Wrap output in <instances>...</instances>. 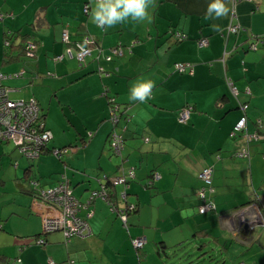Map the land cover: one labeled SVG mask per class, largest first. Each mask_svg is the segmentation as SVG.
Instances as JSON below:
<instances>
[{"label":"crops","instance_id":"1","mask_svg":"<svg viewBox=\"0 0 264 264\" xmlns=\"http://www.w3.org/2000/svg\"><path fill=\"white\" fill-rule=\"evenodd\" d=\"M91 2L0 0V74L11 76L3 81L10 98L25 92L43 110L48 97L51 105L57 97L64 109L85 110L87 123L79 139H70L47 110L43 118L52 139L28 167L13 143L0 142V264H171L175 251L196 252V245L204 264H264V0H225L229 13L215 20L205 19L212 0H156L151 23L110 29L91 22V9L84 11ZM231 23L247 32L226 37ZM213 24L222 31L212 30ZM10 34L16 44L7 52ZM250 36L261 39L256 50L249 49ZM203 38L209 44L200 47ZM26 39L37 45L32 58L18 47ZM85 39L92 54L84 65L67 56L55 61ZM117 47L122 55L108 61ZM177 63L192 65L193 75L175 73ZM141 79L154 81L152 98L132 102L130 89ZM186 106L194 110L180 124ZM124 109L113 121L112 113ZM243 117L248 133L259 136L244 158L238 153L245 140L231 136ZM114 132L125 140L119 152L108 143ZM68 146L77 151L63 158V167L52 150ZM3 161L24 171L12 192ZM207 166L214 168V193L208 196L216 209L201 214L205 185L198 174ZM62 175L84 204L78 216L89 226L70 240L61 230L44 233L49 207L30 194V180L39 188L56 187ZM102 186L107 198L92 199ZM124 193L138 207L127 225L115 210L124 206ZM141 237L146 243L137 250L133 241Z\"/></svg>","mask_w":264,"mask_h":264},{"label":"built area","instance_id":"2","mask_svg":"<svg viewBox=\"0 0 264 264\" xmlns=\"http://www.w3.org/2000/svg\"><path fill=\"white\" fill-rule=\"evenodd\" d=\"M233 4L239 3L241 0H229ZM253 1V0H247ZM88 7V6H86ZM85 7V8H86ZM85 11V9H84ZM85 13H88L85 11ZM245 29L241 25L231 23L225 30L226 37L229 36H240L242 33H246ZM179 40H184L187 37L178 34ZM64 41L71 43L68 34H64ZM252 43L249 45V49L256 50L261 39L255 36H250ZM199 46L205 47L209 44L207 39L199 40ZM5 47L11 46L10 39H6L4 42ZM37 45L33 41L26 43V56L32 58L35 56ZM123 51L120 48L111 49V55L107 57L108 61L112 60V56L122 55ZM91 40L85 39L84 42L76 41L73 46L66 49L65 55H58L55 57L56 62L63 61L64 57L67 56L70 60L76 59L81 66L85 64L86 59L91 56ZM175 72L177 73H189L193 75L194 70L192 65L187 63H177L175 65ZM18 76V75H17ZM11 78L8 75L0 74V142L13 143L18 151L27 157L28 159L34 160L39 158L48 146V143L52 139L51 132L46 128L43 110L36 100H12L9 96V89L3 85L4 80ZM232 91L237 94L236 87L232 83H229ZM246 108V107H244ZM117 108L116 110H118ZM193 107L186 106L178 114V121L180 124H187ZM123 112L112 113V119L116 123L119 122V116ZM248 120L243 117L237 124L235 132H246L245 139L247 143L255 141L259 138L257 134H249L248 131ZM112 141V148L116 152H119L124 144L123 137L121 134L114 132L110 135V142ZM149 141L148 139L146 140ZM77 151V147L68 146L63 148H55L52 150L54 156L59 159H63L69 154H73ZM240 157H249V151L247 147H244L238 153ZM213 173L212 167L202 169L198 177L204 183L205 187L199 192V196L202 200V205L199 207L201 214H207L215 211L216 207L210 199L208 194L213 195ZM119 180V181H118ZM116 183L123 182L124 180L118 179ZM35 189V201H39L49 207V212L44 218V233H52L56 231H63L67 240L72 238L84 236L89 231V226L86 220L80 218L78 213L84 207L76 197L73 195V191L69 180L65 175H62V180L58 186L49 189L47 191L40 190L38 183L34 181L32 183ZM207 191L209 193L207 194ZM97 197L107 198V190L104 186L100 190H96L92 193V199ZM122 199L125 200L124 206L120 209H115L118 213L121 221L127 225L129 217L136 212L137 206L127 202V193L121 195ZM146 238L141 237L135 239L133 244L137 250L144 247ZM50 264H55L50 261Z\"/></svg>","mask_w":264,"mask_h":264},{"label":"clouds","instance_id":"3","mask_svg":"<svg viewBox=\"0 0 264 264\" xmlns=\"http://www.w3.org/2000/svg\"><path fill=\"white\" fill-rule=\"evenodd\" d=\"M156 7V0H92L85 8L89 12L91 22L100 28H113L125 22L151 23L152 11ZM229 13L225 0H212L209 4L205 19H221ZM212 30L220 32V25L213 24ZM155 88L154 81L138 80L130 89L129 100L146 103L152 98Z\"/></svg>","mask_w":264,"mask_h":264},{"label":"rangeland","instance_id":"4","mask_svg":"<svg viewBox=\"0 0 264 264\" xmlns=\"http://www.w3.org/2000/svg\"><path fill=\"white\" fill-rule=\"evenodd\" d=\"M78 65L79 63L76 62ZM25 88V87H24ZM24 88H22L21 92L24 91ZM31 97H27L25 95V92L22 94L21 97H17V98H11L12 100H30ZM52 98V97H51ZM51 98L48 97V99H46L43 103L44 107L46 109L43 108V113L46 114L47 110H48V116L50 118V120H52V122H54L58 127H60L62 129V135L66 136L67 138L70 139H76V138H80L79 137V132L80 130L83 129V124L87 125L86 121L83 123L82 122V115H85V110H83L81 107L78 108L77 112L73 111L70 107H66L64 109L63 106L60 105L57 97H53V103L51 105ZM76 118H78V120H76ZM112 118V115H111ZM70 120H73L74 122L71 123ZM109 120H110V114H109ZM75 124V125H74ZM89 134V133H88ZM11 147H14L11 144ZM75 147V146H74ZM19 152V151H18ZM76 154V153H74ZM19 156L22 157V159L24 160V162L26 163L27 167L29 166V164H35L36 160H31L26 158L24 155H22L20 152L18 153ZM53 157H55L56 161L58 163H60L61 166L64 167L65 163L63 160L58 159L56 156H54L52 154ZM67 158V157H66ZM38 160V159H37ZM97 164H98V159H97ZM97 166V165H96ZM2 171L4 173V175L6 176V178H11V180H7L8 184L7 187L11 189L16 187L15 183H16V176H23L24 175V171L22 166L20 165V169L18 171H15V168L12 167L9 163L6 161L2 162ZM56 167V165L54 166V168ZM46 169V167H45ZM5 181V180H3ZM30 186V184H29ZM54 187H45V188H39L40 190H49L52 189ZM119 192L121 193V186L119 187ZM13 190L11 189L10 192H12ZM199 245H196V252H192L191 249L189 250L188 247L183 248V252L181 253L180 251H175V255L174 256H169L168 262H171V264H204L203 263V255L201 254V252L199 251ZM202 262V263H199ZM231 262V261H230Z\"/></svg>","mask_w":264,"mask_h":264},{"label":"trees","instance_id":"5","mask_svg":"<svg viewBox=\"0 0 264 264\" xmlns=\"http://www.w3.org/2000/svg\"><path fill=\"white\" fill-rule=\"evenodd\" d=\"M10 39V41H11V46L10 47H5V49H6V51L7 52H9V50H10V48L11 47H13V46H15V44H16V34H10V35H7L6 37H5V39H4V42H5V40L6 39ZM27 40V39H26ZM23 41H25V38L23 39ZM23 41H21V43L19 44V46L18 47H20V48H23L24 47V49H23V53H26V45H24V44H22V42ZM27 41H29V40H27ZM113 57V56H112ZM113 59V58H112ZM112 61V60H111ZM175 73H177V72H175ZM238 124V123H237ZM237 124H236V126H237ZM236 126L234 127V129H233V131H232V133H231V136L232 137H240V138H243L244 140H245V145L243 146V148L244 147H247V149H248V151L250 152V147H251V143L252 142H254V141H252V142H249V143H247V141H246V139H245V136H246V132L245 131H242V132H235V128H236ZM248 127V126H247ZM248 132V131H247ZM122 137H123V135H121ZM108 143H109V146L112 148V141L110 142V136H109V138H108ZM124 144H125V140H124ZM243 148H242V150H243ZM113 149V148H112ZM250 155V154H249ZM59 159V158H58ZM60 160H63V159H60ZM207 167H212V166H207ZM207 167H205V168H207ZM204 169V168H203ZM213 170H214V168H213ZM34 181L35 180H30L29 182L32 184V183H34ZM105 189H106V187H105ZM112 189V188H111ZM114 189V188H113ZM107 190V189H106ZM35 189H34V186L32 187V190H30V194L33 196V198L35 197ZM110 193H111V191H110V189L108 190V194L110 195ZM115 193V192H114ZM209 193V191H207V194ZM210 199H211V197H210ZM212 201V200H211ZM213 202V201H212ZM214 204V203H213ZM215 205V204H214ZM138 208V207H137ZM137 211V210H136ZM214 212V211H213ZM211 213V212H210ZM134 214V213H133Z\"/></svg>","mask_w":264,"mask_h":264}]
</instances>
